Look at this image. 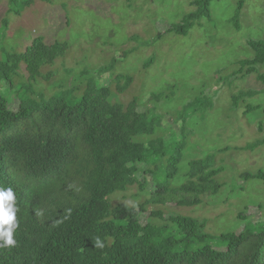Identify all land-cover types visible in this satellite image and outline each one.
<instances>
[{"label":"rangeland","instance_id":"rangeland-1","mask_svg":"<svg viewBox=\"0 0 264 264\" xmlns=\"http://www.w3.org/2000/svg\"><path fill=\"white\" fill-rule=\"evenodd\" d=\"M25 1L0 0V61L22 53L37 37L68 49L42 68L47 80L28 86L23 66L13 89L0 79L10 110L31 93L36 100L60 93L71 100L73 91L75 102L89 82L107 86L110 103L133 100L153 117L154 134L139 138L147 153L161 154V143L172 151L183 142L170 188L184 183L189 162L209 154L212 170L220 169L213 176L218 192L200 195L199 205L156 209L200 221L209 235L254 226L264 231V185L241 179L264 173V145L246 147L264 138V64L255 66L249 46L264 42V0H244L239 11L240 0H209L200 17L203 0H32L26 8ZM184 21L190 25L185 36L165 33ZM242 61L247 64L238 74ZM146 198L134 186L109 199L130 206Z\"/></svg>","mask_w":264,"mask_h":264},{"label":"trees","instance_id":"trees-1","mask_svg":"<svg viewBox=\"0 0 264 264\" xmlns=\"http://www.w3.org/2000/svg\"><path fill=\"white\" fill-rule=\"evenodd\" d=\"M208 2L200 3L199 17L208 12ZM189 28L184 21L165 33L185 36ZM249 46L255 66L263 65L264 42ZM66 49L65 43L47 46L37 37L22 53L0 61V79L12 87L23 66L28 84L47 80L42 68ZM246 64L240 62L238 74ZM72 94L71 100L61 93L36 100L31 93L14 102L15 111L0 94V187L14 190L19 224L16 245L0 249V264H264V231L255 226L214 236L200 221L156 209L195 207L200 195L216 194L213 176L220 169L212 170L213 155L189 162L184 183L170 188L183 142L172 151L161 143L168 155L147 153L139 138L154 134V119L135 101L110 103L108 87L90 82L75 102ZM263 145L264 138L246 147ZM156 176L164 182L153 183ZM241 179L264 185L260 171ZM134 186L147 196L142 203H111L112 195ZM96 237L103 248H94Z\"/></svg>","mask_w":264,"mask_h":264},{"label":"clouds","instance_id":"clouds-1","mask_svg":"<svg viewBox=\"0 0 264 264\" xmlns=\"http://www.w3.org/2000/svg\"><path fill=\"white\" fill-rule=\"evenodd\" d=\"M27 85L31 86L29 84ZM24 86L25 85L22 87L20 86L19 90ZM10 88H14L13 81L12 87ZM16 200V194L11 187H0V249L14 247L17 243L14 239V232L19 227L16 215L18 211ZM38 215H40V213H38ZM93 244L94 248L104 247L99 237H96Z\"/></svg>","mask_w":264,"mask_h":264}]
</instances>
